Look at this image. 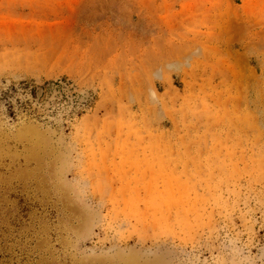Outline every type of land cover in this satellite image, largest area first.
<instances>
[{
  "label": "rangeland",
  "instance_id": "rangeland-1",
  "mask_svg": "<svg viewBox=\"0 0 264 264\" xmlns=\"http://www.w3.org/2000/svg\"><path fill=\"white\" fill-rule=\"evenodd\" d=\"M0 264H264V0H0Z\"/></svg>",
  "mask_w": 264,
  "mask_h": 264
},
{
  "label": "trees",
  "instance_id": "trees-1",
  "mask_svg": "<svg viewBox=\"0 0 264 264\" xmlns=\"http://www.w3.org/2000/svg\"><path fill=\"white\" fill-rule=\"evenodd\" d=\"M55 84H57V83H55Z\"/></svg>",
  "mask_w": 264,
  "mask_h": 264
}]
</instances>
